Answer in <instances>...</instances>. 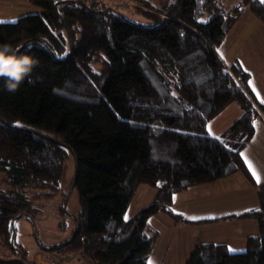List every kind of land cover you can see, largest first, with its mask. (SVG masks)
Returning a JSON list of instances; mask_svg holds the SVG:
<instances>
[{
	"label": "trees",
	"instance_id": "16d2710c",
	"mask_svg": "<svg viewBox=\"0 0 264 264\" xmlns=\"http://www.w3.org/2000/svg\"><path fill=\"white\" fill-rule=\"evenodd\" d=\"M27 1L41 12L0 23V44L35 61L33 83L9 92L0 79V244L16 251L14 222L62 193L70 152L82 209L72 237L51 250L83 251L91 264H148L150 218L183 220L169 208L176 194L235 172L252 181L240 151L264 124V103L250 73L219 50L246 8L264 22V2L128 0L140 3L143 25L105 0ZM233 102L243 115L211 136L209 122ZM141 185L156 200L127 219ZM258 196L259 207L229 217L257 222L246 251L205 243L187 264H264V188Z\"/></svg>",
	"mask_w": 264,
	"mask_h": 264
},
{
	"label": "crops",
	"instance_id": "0c3cea01",
	"mask_svg": "<svg viewBox=\"0 0 264 264\" xmlns=\"http://www.w3.org/2000/svg\"><path fill=\"white\" fill-rule=\"evenodd\" d=\"M8 2H21L29 7L33 5L27 0H10ZM1 5H4V3H1ZM33 6L37 7L35 5ZM33 6L28 9L34 14H37L39 9L33 8ZM22 14L23 12L19 11L13 18L17 16L21 17ZM247 24L248 22L244 20L242 15L232 30L238 27L243 28ZM245 48L242 52L236 53L233 56L231 63L238 61L243 69L250 73V87L253 90V85L255 86L253 93L255 96L257 95L260 99L264 100V77L260 80H257V77H255L258 72L264 74V55L259 50ZM211 122H209L207 130L208 128L210 129ZM214 130L216 129L214 128ZM224 132L216 135L209 133L208 130V133L214 137H220ZM240 153L252 176V181L242 172H235L218 181L193 186L176 194L174 202L169 207L175 214H179L182 217V221H177L174 217L163 211L150 218L145 233L148 236L156 235V239L154 240L153 248L148 258V264L153 259L155 264H164L166 261L170 264H175L179 257L177 255H171L173 245L178 250L179 246L184 249L189 248L190 255L183 258L187 259L191 257L199 245L205 243L226 244L230 252H241L236 249L241 248V243L245 246L248 237L260 235L259 227L255 220L229 217L240 215L260 205L258 191L264 188V124L257 125L252 139L241 149ZM245 156L259 174V183L253 177L252 171L244 159ZM138 195L144 198L145 201H141L142 204L139 203V206L131 214H128L127 210V219L133 218L141 210L153 204L156 200L157 192L150 186L141 185L136 191L134 198L138 197ZM203 235H205L206 240L201 239ZM213 235L217 237H212ZM44 250L46 248H40V251L36 252L29 264H41V262L47 260L43 254L45 252ZM49 254L52 255L53 253L49 252ZM62 264L77 263L73 261ZM85 264L91 263L87 260Z\"/></svg>",
	"mask_w": 264,
	"mask_h": 264
},
{
	"label": "rangeland",
	"instance_id": "374dc122",
	"mask_svg": "<svg viewBox=\"0 0 264 264\" xmlns=\"http://www.w3.org/2000/svg\"><path fill=\"white\" fill-rule=\"evenodd\" d=\"M0 1L1 3H4V5H1L0 3V21L2 22L14 23L23 16L34 14L28 9L32 8L33 5L29 7L28 5L21 2L9 3L8 1L10 0ZM221 1L228 8H230L243 0ZM100 5L113 7L114 9L120 11L125 17L136 23L146 25L149 22L143 16H140L136 13L135 6H140V3L128 0H105L103 5ZM33 8L39 9V12L41 11V9L38 7L33 6ZM19 11L23 12L22 16L13 18L14 15ZM39 12L37 14H39ZM242 15L244 17V20L247 21L248 24L246 26H243V28L238 27L237 29L232 30L228 35L224 45L219 50L223 59L228 64H231V61H233V56L236 53L242 52L245 47V49L253 48L259 50L261 51V54L264 55V22L253 15L249 8H246ZM164 17H167V15H165ZM255 77H257V80H260L262 77H264V74L258 72L257 76ZM257 92L259 93L258 90ZM256 98L259 102L263 100L260 99V97L257 95ZM242 111L243 110L237 102L229 104L227 108L210 123L211 127L210 129L208 128L209 133L218 135L219 133H222L224 131L226 132L243 115ZM15 126L22 127L27 125H25L21 121H17L15 122ZM214 128L216 130H214ZM75 176V158L69 152L67 153V158L63 166L61 179L62 193L49 202L38 204L35 207L32 218L23 216L18 218L14 222V238L16 242V251L13 252L9 249H6V247H3L0 244V259L18 258L21 256L20 251H22L25 254V260L27 261V263H30L34 258L36 252L40 251V248H46V250H44L45 252L43 253L45 259H51L52 257H55L57 255L58 251L51 250V248L61 245L72 237L73 232L76 228V217L82 209L79 192L72 186ZM3 179L4 173L0 172V184L3 182ZM141 201H145V199L141 198L139 195L138 197H135L129 206L128 214H131V212H133L135 208L139 206V203L142 204ZM212 237L216 238L217 236L213 235ZM201 239L206 240L205 235L201 236ZM245 246L241 243V248L236 249L243 252L246 251ZM48 251L52 252L53 254L50 255ZM60 253L65 254V252L63 251H61ZM171 255H177V257H179L175 264H187L190 259H183L185 256L190 254L189 248L184 249L181 246H179L178 250L176 246L174 247L173 245L171 248ZM151 262L152 264H155L154 259ZM164 264L170 263L166 261L164 262Z\"/></svg>",
	"mask_w": 264,
	"mask_h": 264
},
{
	"label": "clouds",
	"instance_id": "9594fccd",
	"mask_svg": "<svg viewBox=\"0 0 264 264\" xmlns=\"http://www.w3.org/2000/svg\"><path fill=\"white\" fill-rule=\"evenodd\" d=\"M35 66L32 56L18 54V51L9 44H0V79H3V87L9 92L18 89L22 82L28 79L33 83L30 75Z\"/></svg>",
	"mask_w": 264,
	"mask_h": 264
},
{
	"label": "built area",
	"instance_id": "2783aa9c",
	"mask_svg": "<svg viewBox=\"0 0 264 264\" xmlns=\"http://www.w3.org/2000/svg\"><path fill=\"white\" fill-rule=\"evenodd\" d=\"M76 261L77 264H85L87 261V258L83 251H78L77 253H60L57 252V255L55 257H52L51 259H47L41 264H62L64 262H73Z\"/></svg>",
	"mask_w": 264,
	"mask_h": 264
},
{
	"label": "water",
	"instance_id": "95a60500",
	"mask_svg": "<svg viewBox=\"0 0 264 264\" xmlns=\"http://www.w3.org/2000/svg\"><path fill=\"white\" fill-rule=\"evenodd\" d=\"M72 186L74 188V184ZM0 264H29V263H27L23 254H21V256L18 258L0 259Z\"/></svg>",
	"mask_w": 264,
	"mask_h": 264
},
{
	"label": "snow or ice",
	"instance_id": "6c2138e0",
	"mask_svg": "<svg viewBox=\"0 0 264 264\" xmlns=\"http://www.w3.org/2000/svg\"><path fill=\"white\" fill-rule=\"evenodd\" d=\"M262 2H264V0H262ZM0 23H2V21H0ZM253 90L255 91V86L253 85ZM262 103H264V100L261 101ZM246 163H248V167L249 169L252 171V175L253 177L256 179V181L259 183L260 182V176L259 174L256 172V170L253 168L252 164L247 160V157H244ZM231 250V249H230ZM149 264H152L151 261H149Z\"/></svg>",
	"mask_w": 264,
	"mask_h": 264
}]
</instances>
